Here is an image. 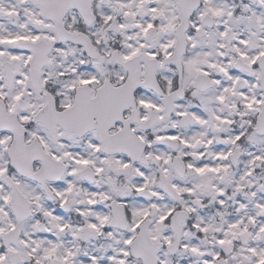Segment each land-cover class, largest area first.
Segmentation results:
<instances>
[{
	"label": "snow or ice",
	"instance_id": "1",
	"mask_svg": "<svg viewBox=\"0 0 264 264\" xmlns=\"http://www.w3.org/2000/svg\"><path fill=\"white\" fill-rule=\"evenodd\" d=\"M0 264H264V0H0Z\"/></svg>",
	"mask_w": 264,
	"mask_h": 264
}]
</instances>
